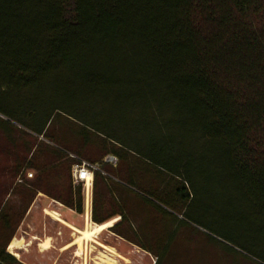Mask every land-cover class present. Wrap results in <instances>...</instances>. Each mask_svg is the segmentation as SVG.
Here are the masks:
<instances>
[{
  "label": "trees",
  "instance_id": "obj_1",
  "mask_svg": "<svg viewBox=\"0 0 264 264\" xmlns=\"http://www.w3.org/2000/svg\"><path fill=\"white\" fill-rule=\"evenodd\" d=\"M0 95L13 104L0 109L4 131L16 122L55 144L51 125L73 121L113 147L108 153L129 170L122 188L157 211L159 194L135 175L144 163L159 185L228 179L264 230V0H0ZM56 145L49 154L71 176V150ZM104 166L94 187L108 180ZM70 180L64 196L52 198L83 214L81 185ZM26 186L30 205L43 189ZM190 199L186 187H174L168 205L182 213ZM9 210L0 211L5 231L16 217ZM97 212L92 220L108 223ZM6 246L0 264H23Z\"/></svg>",
  "mask_w": 264,
  "mask_h": 264
},
{
  "label": "rangeland",
  "instance_id": "obj_2",
  "mask_svg": "<svg viewBox=\"0 0 264 264\" xmlns=\"http://www.w3.org/2000/svg\"><path fill=\"white\" fill-rule=\"evenodd\" d=\"M9 101L7 96L0 95V109L6 112L13 110V104H8ZM49 109L50 106H47L46 110ZM13 125L18 129L10 128L6 132L0 128V211L8 212L14 207L16 215L11 231L3 230L0 220V249L6 246L15 230L5 251L17 261L23 264H155L159 256V264H262L264 230L249 201L233 191V185L228 179H207L206 176L202 178L197 175L190 181L180 179V182L173 184H165V179L159 185L156 175V178H151L146 173L149 168L145 163L140 165L142 169L139 171L135 167L136 178L139 176L138 184L143 188L151 187L159 194V200L152 199L161 208V211H157L145 203L141 198L143 195L138 191L128 187V192L122 188H127L122 179L129 178V170L121 160L116 168L104 166V178L108 180L106 182L98 178L88 210L83 186L79 185L84 209L83 214H75L80 225L78 230H85L87 219L91 227L99 225L92 220L94 206L100 218H108L107 222L116 219L112 227L95 237L101 245L90 241L82 249L74 245L64 250L79 235L75 228L73 231L56 227V220L46 214L44 205L48 208V203L55 204L50 198L64 196L62 188L69 185V170L64 165L66 162L55 164L56 159L50 156L49 151L56 149V144L65 143L71 150L67 156L73 163H101L108 155L116 157L117 154L108 153L113 150L110 144L106 145L103 139L92 132L83 131L63 116L58 117L47 132L49 139L56 140L55 144L29 132H22L25 130L16 122ZM36 145L39 147L34 152L31 148ZM130 161L135 162L133 158ZM17 166L21 167L18 175ZM55 167H59L61 178L52 176ZM39 170L44 173L40 174L41 177ZM152 172L150 169V174ZM29 173H32L33 178H29ZM38 179L44 180L39 182ZM19 181L33 188H42L40 196L45 197L43 202H36L39 196L36 193L29 205L30 188ZM189 183L193 184L195 192ZM72 186L75 188L74 184ZM174 187H186L191 194V199L184 201L186 209L182 213L180 204L177 208L168 205ZM102 203H106L104 207ZM120 211L125 213V220H121V217L113 218ZM19 218L20 222L16 225V219ZM16 240L22 242L21 245L17 243L18 247L14 249L18 256L9 251V245ZM20 247L22 249H18Z\"/></svg>",
  "mask_w": 264,
  "mask_h": 264
},
{
  "label": "built area",
  "instance_id": "obj_3",
  "mask_svg": "<svg viewBox=\"0 0 264 264\" xmlns=\"http://www.w3.org/2000/svg\"><path fill=\"white\" fill-rule=\"evenodd\" d=\"M119 159L113 155H108L104 158L102 163H87L74 164L71 169V178L75 186L82 185L85 194V205L88 210L92 203V191L94 187V175L95 172H101L103 165H109L116 168L118 166ZM103 175L104 172L102 173ZM29 178H32V174H28ZM22 182V181H19Z\"/></svg>",
  "mask_w": 264,
  "mask_h": 264
},
{
  "label": "bare ground",
  "instance_id": "obj_4",
  "mask_svg": "<svg viewBox=\"0 0 264 264\" xmlns=\"http://www.w3.org/2000/svg\"><path fill=\"white\" fill-rule=\"evenodd\" d=\"M46 214L50 217H52L54 220L60 222V223H65L57 214L55 213H52L50 211H46ZM89 217V216H88ZM87 224H86V228L85 230H78V229H74L75 232L79 235L77 237V239L75 240L74 243L70 244L69 246H67L66 248H64V250H67L69 249L70 247L74 246V245H78L79 246V249H82L84 244L87 243V242H93V243H97L99 245H101L100 243H98L96 240H95V237L97 235H101L104 231H106L108 228L112 227L113 223L116 221L113 220V221H110L108 223H105L103 225H96L94 227H91L90 224H89V219H87ZM75 233V234H76ZM19 244L21 245L22 242L16 240V241H13L11 244H10V247H9V251L15 255V256H18V254L15 252V248H17L18 246L16 244ZM45 245V244H44ZM17 246V247H16ZM18 249H22L21 247L18 248ZM47 249V248H46ZM81 255V254H80Z\"/></svg>",
  "mask_w": 264,
  "mask_h": 264
},
{
  "label": "crops",
  "instance_id": "obj_5",
  "mask_svg": "<svg viewBox=\"0 0 264 264\" xmlns=\"http://www.w3.org/2000/svg\"><path fill=\"white\" fill-rule=\"evenodd\" d=\"M32 169L35 170L36 168H32ZM67 170H68V168H67ZM18 171H21V167H20V169H17L16 175H18L20 173V172L18 173ZM59 171H60V169H58V168L56 169L55 168V170L52 173V176L56 177L58 174L60 175ZM29 174H32V173H29ZM67 176H68V179H72L71 176H70V172L69 171H68ZM40 195H42L41 192H39V196H37L36 202L37 201L43 202V200H44L43 198H45V197L44 196H40ZM50 199H51V201L55 202V204L54 203H48V204L46 203L48 208H46V205H44L45 210L46 211H50L51 210L50 212L57 214L65 222V223H60L58 221H55L54 225L56 227H61V228L65 229V230H73V228L80 229L79 228L80 225L78 223V220H76V218H75L76 212L74 210L62 205L61 203L57 202V200H55L54 198L51 197ZM34 207H35V205H34ZM34 207H32V209L30 210V213H31V211L33 210Z\"/></svg>",
  "mask_w": 264,
  "mask_h": 264
},
{
  "label": "water",
  "instance_id": "obj_6",
  "mask_svg": "<svg viewBox=\"0 0 264 264\" xmlns=\"http://www.w3.org/2000/svg\"><path fill=\"white\" fill-rule=\"evenodd\" d=\"M2 118V117H1Z\"/></svg>",
  "mask_w": 264,
  "mask_h": 264
}]
</instances>
